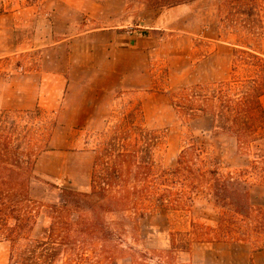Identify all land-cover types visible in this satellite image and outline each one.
I'll return each mask as SVG.
<instances>
[{
	"label": "rangeland",
	"instance_id": "rangeland-1",
	"mask_svg": "<svg viewBox=\"0 0 264 264\" xmlns=\"http://www.w3.org/2000/svg\"><path fill=\"white\" fill-rule=\"evenodd\" d=\"M146 1L0 0V117L16 111L11 133L29 129L41 149L31 184L42 204L36 238L49 224L48 205L61 200L53 184L89 191L104 148L118 136L133 143L141 128L159 138L154 157L164 167L194 134L224 172L250 170L251 200L264 205L252 156L235 138L212 134L207 121L185 122L172 104L186 86L230 79L240 46L264 52V0ZM254 74L248 66L236 72ZM217 214L201 195L184 211L108 213L110 241L90 251L100 257L91 264H264V248L256 249L263 240H197L191 222L214 225ZM10 251L0 242V264H20Z\"/></svg>",
	"mask_w": 264,
	"mask_h": 264
},
{
	"label": "trees",
	"instance_id": "trees-1",
	"mask_svg": "<svg viewBox=\"0 0 264 264\" xmlns=\"http://www.w3.org/2000/svg\"><path fill=\"white\" fill-rule=\"evenodd\" d=\"M188 1L192 0H147L146 4L173 7ZM242 66L257 74L236 75ZM263 95L264 52L240 46L234 52L230 79L186 86L173 94L172 104L185 122L203 119L212 134L235 138L238 150L252 156L251 172L264 182ZM15 117L16 111L11 110L0 117V242L10 244L11 260L20 264H91L100 257L94 258L90 251L98 243L110 241L108 213L127 211L144 216L184 211L200 195L218 214L214 225L191 222L197 240L264 241V205L256 206L251 200L249 169L224 172L210 158L207 144L198 142L194 134L182 147L177 163L164 167L154 157L161 145L159 138L143 128L133 143L126 142V136L109 142L93 171L89 191L53 184L60 190L61 200L48 205L49 224L36 238L33 231L42 204L33 196L31 184L38 178L35 168L41 149L32 141L29 129L11 133L10 129L19 127ZM263 248L264 244L256 249Z\"/></svg>",
	"mask_w": 264,
	"mask_h": 264
},
{
	"label": "crops",
	"instance_id": "crops-1",
	"mask_svg": "<svg viewBox=\"0 0 264 264\" xmlns=\"http://www.w3.org/2000/svg\"><path fill=\"white\" fill-rule=\"evenodd\" d=\"M193 1V0H192ZM262 101V100H261ZM262 104H263V101H262ZM263 107H264V104H263Z\"/></svg>",
	"mask_w": 264,
	"mask_h": 264
}]
</instances>
